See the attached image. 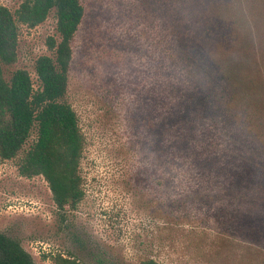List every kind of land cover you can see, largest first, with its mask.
<instances>
[{
  "label": "rangeland",
  "instance_id": "1",
  "mask_svg": "<svg viewBox=\"0 0 264 264\" xmlns=\"http://www.w3.org/2000/svg\"><path fill=\"white\" fill-rule=\"evenodd\" d=\"M81 1L65 99L86 137L84 197L61 211L44 176L20 173L34 129L0 160V231L37 264H264V0ZM19 26L5 76L26 69L37 90L56 10ZM199 71L229 87L196 90Z\"/></svg>",
  "mask_w": 264,
  "mask_h": 264
},
{
  "label": "trees",
  "instance_id": "2",
  "mask_svg": "<svg viewBox=\"0 0 264 264\" xmlns=\"http://www.w3.org/2000/svg\"><path fill=\"white\" fill-rule=\"evenodd\" d=\"M56 10L60 41L49 38L55 58L43 55L36 61L40 87L35 90L31 74L19 68L8 79L6 65L16 62L20 24L35 27ZM85 16L81 0H24L15 12L0 5V160L16 158L25 148L33 130L36 137L19 162L23 176L42 175L61 211L75 208L84 197L81 159L86 137L74 107L65 99L69 85V69L73 58V40ZM194 74L203 69L190 67ZM195 75L196 90L213 92L227 78L206 72ZM230 79V78H229ZM229 87V84H227ZM227 86L215 91L220 97ZM197 92L189 103L199 102ZM56 264H82L71 254L54 256ZM0 264H37L22 243L0 231ZM141 264H161L153 257Z\"/></svg>",
  "mask_w": 264,
  "mask_h": 264
},
{
  "label": "built area",
  "instance_id": "3",
  "mask_svg": "<svg viewBox=\"0 0 264 264\" xmlns=\"http://www.w3.org/2000/svg\"><path fill=\"white\" fill-rule=\"evenodd\" d=\"M47 246H45L44 248H46ZM50 247V246H49Z\"/></svg>",
  "mask_w": 264,
  "mask_h": 264
}]
</instances>
